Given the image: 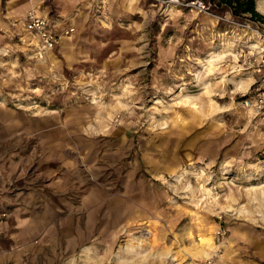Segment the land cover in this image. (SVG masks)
Masks as SVG:
<instances>
[{
    "label": "rangeland",
    "instance_id": "rangeland-1",
    "mask_svg": "<svg viewBox=\"0 0 264 264\" xmlns=\"http://www.w3.org/2000/svg\"><path fill=\"white\" fill-rule=\"evenodd\" d=\"M191 1L197 0H145L144 15L129 17H146L147 23L128 30L117 25L114 33L102 34L105 53H93L96 61L87 59L78 73L36 68L38 74L28 83L17 84L13 78L31 69L18 68L15 75L13 60H3L11 53L0 51V92L11 96L6 103L21 109L26 123L41 126L64 117L62 126L67 113L77 108L96 116V109L104 112L110 119L106 131L89 124L87 145L81 149L73 137L74 143L60 153L78 156L87 183L108 187L110 193L121 195L125 182H142V188L172 203L163 222L184 210L200 212L195 222L212 225L215 240L212 255L193 264H216L233 225L249 224V232L264 238V124L258 123L255 108L254 113L246 105L256 93L247 91L249 74L243 71L254 68L259 58L251 61L244 54L245 65L239 60L242 49L256 40L247 25L264 28V0L256 1L257 17L235 15L216 0H202L207 10L189 5ZM104 8L95 7L102 19ZM181 11L178 20L183 21L174 22ZM187 12L194 21H184ZM34 171L32 166L29 172ZM79 197L77 192L73 198ZM10 214L0 212V225ZM147 223L127 243L147 251L153 230ZM6 250L0 246V256ZM172 264L189 262L181 256Z\"/></svg>",
    "mask_w": 264,
    "mask_h": 264
},
{
    "label": "crops",
    "instance_id": "crops-1",
    "mask_svg": "<svg viewBox=\"0 0 264 264\" xmlns=\"http://www.w3.org/2000/svg\"><path fill=\"white\" fill-rule=\"evenodd\" d=\"M101 1L0 0V51L11 53L3 60H13L15 75L18 68L31 69L22 78H13L14 82L28 83L32 75L41 71L69 73L71 69L78 73L87 59L96 61L93 53H105L102 34L114 33L117 25H127L128 30L133 24L147 23L145 16L141 20L130 19L132 14L144 15L145 0H105L106 4ZM96 5L100 9L105 6V19L97 14ZM36 6L42 16L50 18L52 31L61 35L60 42L45 51L44 60L40 37L20 20ZM53 10L56 13L51 15ZM187 13L184 21H194V14ZM183 14L175 13L174 22L183 21L178 20ZM13 22H17L15 27ZM70 27L76 31L67 36L64 32ZM241 53L239 60L248 64L243 55L247 57L250 50L244 48ZM36 68L40 69L37 73ZM243 71L249 74L247 91L254 88L257 95L262 91L261 75L251 66ZM256 95H249L248 99L255 103ZM8 100L11 96L0 92V212L11 213L0 225V246L7 249L0 256V264H172L181 256L193 264L212 255L213 226L195 222V214L200 212L184 210L163 222L172 203L142 188V182H125L121 195L110 193L108 187L87 183L78 156L68 158L60 153L76 139L83 149L90 139V125L101 129L99 132L106 131L110 119L104 112L96 109L100 112L96 116L94 112L90 115L88 109L77 108L74 114L67 113L62 126L64 117L58 123L50 121L41 126L38 121L26 123L24 112L7 104ZM251 110L255 113L254 107ZM255 116H260L258 123L264 124V113L256 112ZM39 147L43 156L38 155ZM32 166L36 171L30 173ZM94 173L102 174L98 169ZM77 192L80 199L73 198ZM67 193L73 196L69 198ZM143 223L153 229L147 251L133 242L127 243ZM247 226H232L216 264H264V238L249 232L253 228ZM123 241L126 244L122 245Z\"/></svg>",
    "mask_w": 264,
    "mask_h": 264
},
{
    "label": "built area",
    "instance_id": "built-area-1",
    "mask_svg": "<svg viewBox=\"0 0 264 264\" xmlns=\"http://www.w3.org/2000/svg\"><path fill=\"white\" fill-rule=\"evenodd\" d=\"M173 1L180 4L183 3L181 2V0ZM188 4L193 5L195 8L198 7L201 10H207L208 8V5L202 0L191 1ZM24 18L27 29L31 33L38 35L41 39L42 56L45 54V51L52 50L53 47L60 42L61 35L52 31L50 18L42 16L39 9L36 8L28 11ZM247 26L251 28L254 40L256 39L255 41H251L248 45L250 53L247 55V59L251 61L255 57H258L260 59L254 69L259 75H261L259 84L262 88V91L259 92L257 101L255 103H253L251 99H248L246 100V105L253 106L255 110L261 114L264 113V28H255L251 25ZM74 29V27H70L64 32L65 35H71Z\"/></svg>",
    "mask_w": 264,
    "mask_h": 264
},
{
    "label": "trees",
    "instance_id": "trees-1",
    "mask_svg": "<svg viewBox=\"0 0 264 264\" xmlns=\"http://www.w3.org/2000/svg\"><path fill=\"white\" fill-rule=\"evenodd\" d=\"M219 4H226L230 6L235 15L245 16V14H250L252 16H260L259 12L256 10L257 0H216ZM262 18V17H259Z\"/></svg>",
    "mask_w": 264,
    "mask_h": 264
}]
</instances>
